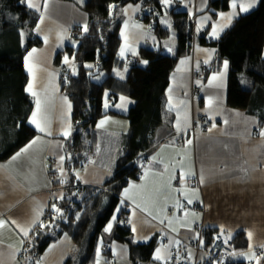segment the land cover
Returning a JSON list of instances; mask_svg holds the SVG:
<instances>
[{
	"label": "crops",
	"instance_id": "1",
	"mask_svg": "<svg viewBox=\"0 0 264 264\" xmlns=\"http://www.w3.org/2000/svg\"><path fill=\"white\" fill-rule=\"evenodd\" d=\"M84 1L32 0L36 7L31 8L40 11L39 30L36 28L35 33L44 42L42 47L26 53L24 68L29 77L26 91L34 102L33 112L37 98L40 99L42 126L51 135L40 132L30 123L31 114L29 124L37 135L12 157L0 162V220L5 221L0 227V264H32L26 250L33 234L51 215L53 204L64 196V189L71 179L66 165L70 158L67 144L74 134L73 103L62 91L61 72L62 66L68 67L64 60L68 56H63L61 66L56 57L66 48L72 29L88 25V14L79 5ZM179 1L181 9L193 17L196 35L208 33L214 39L221 37L237 18L253 11L261 2L236 0L237 7L233 9L231 0L227 10H219L211 6L212 0ZM241 4L252 6L244 12L240 9ZM126 8L127 12L124 11ZM142 10L145 7L141 2L127 4L119 10L120 52L124 49L121 57L125 60L135 58L142 47L157 48L174 55L177 36L169 14H163L160 21L171 29V33L160 40L150 30L149 23L140 18ZM214 30L217 35H213ZM33 49L36 51L32 52ZM216 55V48L195 44L193 53L179 60L166 94L165 111L172 123L169 125L167 121L157 129L156 146L148 155L144 174L139 181L125 188L127 195L125 189L121 194L118 212L124 209L127 213L133 241L142 244L158 234L163 237L152 262L145 264H168L172 251L180 244L179 238L196 241L200 236L196 226L215 229L229 240L238 232L245 233L249 249L239 255L249 264H257V260L264 264L263 255L255 254L256 250L264 248V136L259 134L264 131V123L261 126L257 115L227 105L230 87L241 86L243 78L231 73L229 63L226 69L223 63L219 71L206 73ZM128 70L126 65L115 74L125 78ZM30 83L37 96L27 90ZM121 97L125 100L121 101ZM106 103L107 109H114L118 115H107L97 122L95 150L87 156H92L91 161L87 158L85 167L74 172L82 187L101 186L113 176L129 132L130 122L126 115L134 101L120 96L115 105L109 100ZM120 104L123 107H116ZM102 120L105 123L100 126ZM69 128L70 135H62ZM37 137H40L37 143L22 152ZM98 144L118 148L111 158V168L93 162ZM17 153L20 155L13 160ZM201 176L204 178L202 184ZM194 189L198 191L194 193ZM187 199H192L193 203L188 204ZM177 202L183 207H178ZM118 220V214H115L109 223L111 229L105 231L109 233ZM21 228L28 230L27 236ZM205 244L203 235L198 258H204L202 247ZM110 250L111 253L105 254L101 240L94 264H133L128 245L114 242ZM157 250L162 259H156ZM77 251L72 237L65 233L47 248L37 264H65ZM252 253L256 259L246 258ZM195 258L196 253L188 250V263H193Z\"/></svg>",
	"mask_w": 264,
	"mask_h": 264
},
{
	"label": "trees",
	"instance_id": "2",
	"mask_svg": "<svg viewBox=\"0 0 264 264\" xmlns=\"http://www.w3.org/2000/svg\"><path fill=\"white\" fill-rule=\"evenodd\" d=\"M230 1L212 0L211 6L227 10ZM139 2L145 7L140 18L152 23L153 32L160 40L171 33V29L160 21L163 14H169L177 36L174 55L161 49L142 47L135 58L125 60L121 57L118 13L125 5ZM79 5L88 14L87 31L82 26H75L66 48L56 57L59 66L64 55L77 64L74 74L62 66L65 69L62 91L73 103L74 134L67 144L70 158L66 165L71 179L64 189V196L56 200L59 211H53L33 234L26 255L32 264H37L47 248L67 233L79 252L65 264H94L101 240L105 254L111 253V245L118 242L130 247L133 264L150 263L163 237L158 234L148 243H135L127 213L124 209L118 212V209L123 190L130 183L139 181L145 172L148 155L156 146L157 129L167 121L169 125L172 123L165 111L171 76L179 60L193 53L195 44L216 48L215 62L206 73L219 71L227 61L231 73L243 78L241 86L230 87L227 105L257 115L263 126L264 0L256 9L237 18L217 39L209 37L208 33L196 35L194 19L181 9L179 0H171L169 6L161 0H85ZM111 5L116 7L111 8ZM155 9L160 11L159 15L155 14ZM39 18L40 11L28 7L26 0H0V162L12 157L37 135L29 124L34 102L26 91L29 77L24 61L28 50L43 46V38L35 33ZM24 30L29 31V37L23 47ZM126 65L129 67L127 76H117L116 70ZM120 96L131 98L134 105L126 115L130 128L113 176L101 186L82 187L74 172L85 167L87 156L95 150L97 122L107 115H118L114 109L105 107L106 102L109 100L115 105ZM115 214L119 220L107 233L105 230ZM217 236L225 238L215 229H205L206 248L202 247L205 256H197L198 264H219L211 262L207 255ZM227 240L232 242L238 255L225 264H249L239 255L249 249L245 233L238 232ZM255 254L263 255L264 260V248L256 250ZM185 262L189 264L187 258Z\"/></svg>",
	"mask_w": 264,
	"mask_h": 264
},
{
	"label": "snow or ice",
	"instance_id": "3",
	"mask_svg": "<svg viewBox=\"0 0 264 264\" xmlns=\"http://www.w3.org/2000/svg\"><path fill=\"white\" fill-rule=\"evenodd\" d=\"M26 2H27V4H28V7H30V8H31V7H36V5H34V4L31 2V0H26ZM170 2H171V0H161V3H163V4H165V5L169 4ZM251 6H252L251 4H249V5H247V6H245L244 4H241V5H240V9H241V11L246 12V11L249 10V7H251ZM110 7H111V8H115L116 6H115V5H111ZM129 7H131V6H129ZM231 7H232L233 9H236V7H237L236 0H233ZM127 10H128L127 8L124 9L125 12H127ZM233 14H235V13H233ZM220 15H221V17H223L224 14L221 13ZM42 22H43V17H41V23H42ZM125 26H126V25H125ZM37 30H39V29L37 28ZM84 30L87 31V26H85ZM122 35H123V33H122ZM213 35H217V33L215 32V30L213 31ZM44 39H45V41H47L48 38L45 37ZM35 51H36V49H33V50H32V52H35ZM169 51H171V49H169ZM31 55H32V53L30 52V53H29V57H30ZM120 55H121L122 57H123V55H124V49H123V48L121 49ZM26 60H27V58H26ZM64 60H65V63H68V57H65ZM145 63H147V61H145ZM181 63H184V62L182 61ZM88 67H92V66H91V65H88ZM224 67H225V69L227 68V61H225V63H224ZM29 72H32V68H31V67H29ZM118 74L122 76L121 73H118ZM213 79H215V77H213ZM198 83H199V82H198ZM32 88H33V85L30 83V84L28 85V89H27V90H28L33 96H37V93L34 92V91H32ZM169 91H171V89H169ZM124 100H125V98H124V97H121V101H124ZM211 103H212V99L209 98V105H211ZM69 107H70V106H69ZM105 107H107V103L105 104ZM116 107H123V104L116 105ZM41 112H42V109H41V101H40L39 98H37V100H36V110L32 113V118H31V120H30V123H32L33 125H35V127H36L40 132H42V133L46 132L48 135H51V132L48 131V129H47L46 127L42 126V120H43L44 118L41 117ZM38 117H41V118L38 119ZM104 123H105L104 120L100 121V126H103ZM177 127H178V129H179V122L177 123ZM210 130H211V129H210ZM259 134H260L261 136H264V131H261ZM62 135H64V136H68V135H70V128H69V130L64 131V132L62 133ZM39 139H40V137L35 138V139H34V140H33L28 146L25 147V149H22V152H27L28 149L31 148L34 144H36L37 141H38ZM188 143L191 144V140H189ZM19 155H20V153H17V156H14V157H13V160L17 159V157H18ZM63 159H64L63 157H60V160H61V161H63ZM152 159L155 160L156 157H152ZM203 182H204V178H203V176H201V177H200V183L202 184ZM133 187H136V186L133 185ZM197 191H198V190H196V189L193 190L194 193H196ZM127 193H128V190L125 189V195H127ZM185 195H186V193H185ZM187 203H188V204H192V203H193V200H192V199H187ZM177 206H178V207H183V205H182V204H179V202H177ZM53 207H55V206H53ZM145 210H147V209H145ZM56 211H59V209H56ZM149 214H151V213H149ZM186 215H187V214H186ZM12 223H13V224H16L15 221H12ZM161 223H163V221H161ZM4 224H5V221L0 220V227H3ZM17 227H19V226L17 225ZM111 227H112V225L109 224L108 227H107V229H106V231L110 230ZM20 230L23 232L24 236H27V235H28V230H26V229H24V228H21ZM133 230H135V229L133 228ZM248 235H249V238H251L252 233L249 232ZM224 243H227V240H225ZM156 259H158V260H159V259H162V257H161L160 254H159V250H157ZM257 264H259V261H258V260H257Z\"/></svg>",
	"mask_w": 264,
	"mask_h": 264
},
{
	"label": "built area",
	"instance_id": "4",
	"mask_svg": "<svg viewBox=\"0 0 264 264\" xmlns=\"http://www.w3.org/2000/svg\"><path fill=\"white\" fill-rule=\"evenodd\" d=\"M154 12L157 15L160 14V11L158 9H155ZM149 27L151 31H154V26L152 25V23L149 24ZM195 229L200 233V236L196 241H187L186 239H181L178 237L180 240V244L172 251L168 264H186L185 260L187 258L189 248L194 250L196 253L195 264L199 263L197 261V254L201 251L200 240L204 235L205 229L202 226H196ZM225 240L227 239L220 236L215 237L210 250L207 253L211 262L225 264L228 259L234 258L238 255V253L236 252L237 250L233 246L232 242L227 240V243H224Z\"/></svg>",
	"mask_w": 264,
	"mask_h": 264
},
{
	"label": "rangeland",
	"instance_id": "5",
	"mask_svg": "<svg viewBox=\"0 0 264 264\" xmlns=\"http://www.w3.org/2000/svg\"><path fill=\"white\" fill-rule=\"evenodd\" d=\"M31 2H32V0H31ZM27 5H28V4H27ZM213 8H214V7H213ZM22 36H23V39H22V46L24 47V46L26 45L27 40H28V37H29V31H26V30L22 31ZM68 60H69V63H67V64H68V67H69L70 70H72V74H74L75 71H76V66H77V64H76V62H75L73 59H71V58H69V57H68ZM64 70H65L64 67L61 68L62 75H63ZM98 77H99V76H98ZM96 78H97V77L94 78L95 81H97ZM117 150H118V148H111V147H109V146L101 147V146L98 144V147H97L96 152H95V158H93L92 160H93V162H95V163H99V164H101L102 166H110V168H111L110 161H111V158L113 157L114 153H115ZM91 157H92V156H91ZM91 157H88V158H89L88 161H91V159H90ZM115 168H116V165H115ZM115 168H114V169H115ZM81 170H82V168H79V170H77V172H79V171H81ZM59 199H60V198H59ZM53 206H55V207H53ZM53 206H52V211H56V209H57L58 206H57V205H54V204H53ZM101 249H103L102 244H100V251H102ZM78 252H79V250L77 251L76 256L78 255ZM76 256H75V257H76ZM246 258H248L249 260H254V259H256V257L254 256V253L246 255ZM38 261H39V259H38ZM38 261H37V262H38Z\"/></svg>",
	"mask_w": 264,
	"mask_h": 264
}]
</instances>
